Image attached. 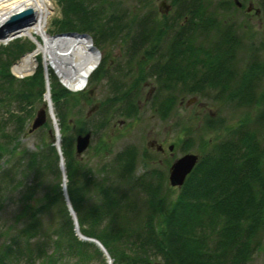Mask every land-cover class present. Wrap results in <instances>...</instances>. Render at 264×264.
I'll list each match as a JSON object with an SVG mask.
<instances>
[{"label":"trees","instance_id":"16d2710c","mask_svg":"<svg viewBox=\"0 0 264 264\" xmlns=\"http://www.w3.org/2000/svg\"><path fill=\"white\" fill-rule=\"evenodd\" d=\"M171 1L174 8L168 20L152 10L131 14L118 0H57L63 17L55 27L58 34L93 32L96 45L106 38L124 40L128 71L133 73L128 78L136 85L153 80L156 88L150 107L162 120L176 113L185 94L224 103L225 108L257 107V116L243 120L223 140L212 144L201 140L199 160L180 188L169 187L170 163L161 170L158 165L148 168L142 159L146 170L138 175L139 152L134 147L123 149L110 162L98 163L95 171L74 151L73 135L84 134L85 123L76 128L69 125L75 99L81 95L64 89L49 70L67 197L79 232L99 241L112 264H251L264 236L260 234L264 229V61L248 51L233 24H223L217 20L219 16L204 15L200 0ZM256 1L264 18V0ZM136 3L143 9L150 0ZM161 42L167 43L163 50L158 46ZM33 49L26 39H14L0 48V104L12 110L8 113L15 136L24 132L34 112L44 105L45 80L39 57L31 76L17 79L10 71ZM241 52L249 62L240 72L236 60ZM143 61L149 71L142 81H136L134 69ZM105 64L103 58L90 76V86L107 76ZM133 84L129 90L116 82L115 92L100 108L97 130L105 128V112L112 108L118 107L126 118L136 114L135 95H128V91L138 90ZM206 93L215 95L206 97ZM75 111L79 113V109ZM51 127L47 118L42 129L49 133V141L28 151L13 144L15 136L5 133L0 121L2 138H10L5 144L0 142V161L10 154L16 160L14 168H22L33 178V185L19 183L23 195L14 219L17 228L10 242L0 248V264L17 254L30 264H89V249L103 256L97 246L80 240L75 233L63 196ZM206 127L214 131L226 124L221 118L209 119ZM186 140L180 151L183 154L190 150ZM3 178L7 179V172ZM41 182L45 186L39 192Z\"/></svg>","mask_w":264,"mask_h":264},{"label":"rangeland","instance_id":"374dc122","mask_svg":"<svg viewBox=\"0 0 264 264\" xmlns=\"http://www.w3.org/2000/svg\"><path fill=\"white\" fill-rule=\"evenodd\" d=\"M48 1L52 4L53 9L50 10L48 15L47 32L52 36L64 34H58L55 27V22L61 20L63 17L61 5H58L57 0ZM200 1L202 3L201 5L203 7L202 11L204 15L207 17H215L214 19L219 16L221 19L218 18L217 20H220L223 24H233L236 27L239 36L244 39V45H248V51L256 53L259 60L264 61V51H260V49L264 50V18L256 0H237L242 4V10H238L236 7L234 8L233 0ZM118 2L122 5L121 8L132 11L131 14L137 15L152 10L155 13L159 12L161 18L164 16L168 20H170L174 8L171 0H150L147 8L145 7L143 9L138 6L136 0H118ZM222 18H224V20ZM181 20L182 19L179 21L180 25L183 23ZM83 34H87L91 38L92 45L99 51V65L103 58L106 59L104 68L107 70V76L94 82L92 86L89 85V77L85 89L71 92L81 96H77L78 98L75 99L76 106L73 107L74 113L71 114L68 119L69 125L72 128H76L79 123H83V125L85 123L86 132H84V134L90 133L91 140L87 151L78 158L80 161L88 163L90 166H94L93 170L95 171L96 166L99 167L100 165L98 163L102 164L103 162H110L117 153L130 147L136 148L139 152L138 165L136 166V173L138 175L146 170V168H144L145 165L142 163V159L144 163L147 164L148 168L156 167L158 165L160 166V169L163 170L167 163L171 164L176 158L183 155L180 151L184 140L187 139V143L191 144L188 153L199 155L201 140H204L205 143L208 144L223 140L226 138L229 130L238 127L243 120L252 121L259 112L257 107L253 109H232V106L225 108L226 104L224 103L213 104L212 102H206L199 98V96L185 94L177 105L176 113L169 119L162 120L150 107V100L152 96L155 95L154 92L150 93V89L156 88V85L153 80L145 79L142 81L141 79L143 77L142 75L149 71L146 67V61H143L142 65L136 66L134 69V75H136L135 80L137 81L140 79L142 81L139 85H136L133 82L136 85L135 86L131 82V79L128 78L132 77L133 73L130 75L128 71L129 68L126 63L127 54H125L127 44L125 41L115 40L114 42H111L109 38H106V40L103 39L98 45H96L94 42L97 37L95 38V36H93V32ZM17 39L29 40L30 43L36 46L35 42L29 37H19ZM38 40H41L40 37H38ZM165 40L166 39L164 38V41ZM7 44L8 42L6 44H0V48L5 47ZM165 44L167 43L161 42L158 46H161L163 50ZM244 49L245 48L243 47V50ZM38 57L44 73L45 66L43 56L38 54L36 58ZM237 58L236 63L240 72L244 71L248 65L249 58L247 55L244 56L243 52L238 53ZM20 59L11 66L10 71L12 75L17 79L31 76L38 68V61L32 72L27 75L19 76L14 73L13 67L20 61ZM44 76L46 75L44 74ZM56 78L59 84L66 89L60 83L57 76ZM44 80H46L45 89L48 87L47 91H50V79L47 80V78L44 77ZM116 82L126 85L129 90L131 89L132 84L134 87H137V92H135V90L128 91V95H135L137 112L133 117L126 118L122 115V111L119 110L118 107L112 108L111 112H105L108 118L105 128L97 130L96 122L98 121V117L102 115V113L99 112L100 108L102 107V104H104L105 99L111 97L115 92ZM66 90L69 91L68 89ZM88 94L89 96H87ZM205 95L206 97H210L215 94L206 93ZM76 109H79V113L75 111ZM38 110L39 109H37V111ZM8 111L12 110L9 107L0 104V121L5 127V133L14 137L15 126L12 120H9ZM37 111L34 112L33 119ZM77 114H79V118L75 117ZM220 118L224 125L226 124V127L214 131H211L206 127L209 119L217 121ZM33 119L29 121L23 133L19 134L16 132L18 135L15 136V142L13 144L19 146L20 150L26 149L28 151H35L43 141H49V133L42 128L32 133H28V129L30 128ZM51 129L53 135V128L51 127ZM76 136L77 134L73 135L74 151ZM262 136L264 137V130ZM5 141H10V138L3 139L0 134V142L5 144ZM9 143L10 142H7V144ZM158 147L162 148L164 154L157 150ZM169 147H172L171 152L168 150ZM15 162V158L10 156V154H5L0 161V190L3 192L0 195V248L10 242L11 233L17 228L14 219L20 211V199L23 195V189L19 186V183H25L27 186L33 185L32 176L25 170L22 172V168L20 167L14 168L16 167ZM6 172L7 179L5 180L3 175ZM42 182L38 188L39 192L42 191L45 186ZM43 225H46V227L48 226L47 219L43 220ZM261 233L264 235V229L260 234ZM263 240L264 236L262 238V244L256 253L254 252V256H252L251 264H253L255 258H258L256 264H264ZM89 255L91 256V259L88 262L89 264H108L107 258L104 255L101 257L97 256L93 249H89ZM155 262L159 263V260L156 259ZM6 264H30V261H28L25 256L17 254L16 256L11 257Z\"/></svg>","mask_w":264,"mask_h":264},{"label":"bare ground","instance_id":"6f19581e","mask_svg":"<svg viewBox=\"0 0 264 264\" xmlns=\"http://www.w3.org/2000/svg\"><path fill=\"white\" fill-rule=\"evenodd\" d=\"M52 4L48 0H0V31L5 44L11 37H29L36 46L30 53L25 54L14 65L16 75L23 76L33 71L38 54L43 56L46 75L49 69L58 77L60 83L67 89L76 92L86 88L88 79L99 65V53L94 50L87 37L77 35H50L47 32V19ZM29 10L30 19L23 23L17 31H7L3 24L15 13ZM40 37L41 40H38ZM49 91L45 101L49 100ZM56 144L61 145V135L57 127ZM64 167V159L62 158Z\"/></svg>","mask_w":264,"mask_h":264},{"label":"water","instance_id":"95a60500","mask_svg":"<svg viewBox=\"0 0 264 264\" xmlns=\"http://www.w3.org/2000/svg\"><path fill=\"white\" fill-rule=\"evenodd\" d=\"M30 19V12L29 10L26 11H22L19 13H15L13 14L11 17H9L5 23L3 24V26L5 27V29L7 31H11L13 30V32L17 31L19 27H21V25L23 23H25L26 21H28ZM60 35H77V36H83V37H87L89 38V40L91 41V38L87 35V34H78V33H64V34H60ZM3 33L0 31V40L3 39ZM17 38V35H14L11 37L12 39ZM10 41V40H9ZM93 46V45H92ZM94 47V46H93ZM94 50L96 52L99 53V51L96 49V47H94ZM46 77V76H45ZM47 78V77H46ZM47 85V83H46ZM48 90V87L46 88ZM49 100L48 102L46 101V103L37 111V113L35 114V117L30 125V128L28 129V133H32L40 128H42L46 121H47V117H49V119L52 122V127L54 130V137L56 138L57 136V124H56V120L54 118L53 112H52V103L50 100V95L48 96ZM45 96H44V101H45ZM90 133H86L84 135H77L76 139H75V153L77 156H81L83 155L84 152L87 151V149L89 148L90 145ZM53 146L56 149V152L59 156L60 162H59V168L62 172L63 175V196H64V200L66 203V206L68 208V211L72 217V219L74 220V224L76 227V235L79 239L83 240V241H87L90 243L95 244L104 255H106L107 259L109 260V264H111V260L109 259V256L107 255L105 249L103 248V246L99 243V241H97L96 239H92V238H87L85 236H83L79 231H78V226H77V222H76V216L74 211L72 210V207L69 203L68 197H67V193H66V187H65V182H66V177L64 174V167L62 165V155H61V150H60V146L58 144H56V140L55 143L53 144ZM159 152L162 151L161 147H158L157 149ZM170 152L172 151V147H169L168 149ZM199 160V157L196 154H192V153H187L184 154L180 157H178L177 159H175L169 169H168V183L169 186L172 188H180L183 183L185 182L187 176L191 173V171L194 169V167L196 166L197 162Z\"/></svg>","mask_w":264,"mask_h":264},{"label":"flooded vegetation","instance_id":"af4514ba","mask_svg":"<svg viewBox=\"0 0 264 264\" xmlns=\"http://www.w3.org/2000/svg\"><path fill=\"white\" fill-rule=\"evenodd\" d=\"M233 2H234V7H236V9H240V10H242V4L239 2V1H237V0H233ZM259 12V11H258ZM155 91V88L153 89H150V93H152V92H154ZM161 153H163L164 154V152L163 151H161ZM264 241V240H263ZM257 257V256H256ZM258 261V258H255L254 260H253V264H256V262Z\"/></svg>","mask_w":264,"mask_h":264}]
</instances>
